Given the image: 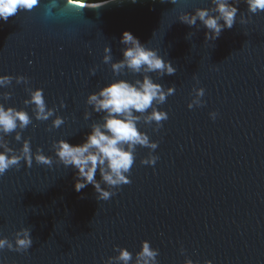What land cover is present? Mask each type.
Wrapping results in <instances>:
<instances>
[{"label":"water","instance_id":"1","mask_svg":"<svg viewBox=\"0 0 264 264\" xmlns=\"http://www.w3.org/2000/svg\"><path fill=\"white\" fill-rule=\"evenodd\" d=\"M89 6L40 0L31 11L0 20V75L13 77L0 87V103L32 116L24 100L39 87L47 106L64 117L58 128L51 127L54 117L33 116L17 129L33 152L42 149L53 164L33 158L29 167L22 160L0 176V236L14 243L16 231L28 227L33 240L26 252L0 250V260L104 264L120 247L134 259L148 240L159 250L158 264H184L186 258L264 264V11L250 13L239 0L234 25L213 41L205 39L199 21L189 27L178 20L183 11L211 7V0H103ZM125 30L173 63L175 74L149 75L165 88L174 85L175 92L157 106L168 114L161 127L138 122L158 144L151 150L155 164H142L150 149L137 146L130 183L105 201L91 184L75 191L74 169L57 161L52 144L62 138L79 144L102 119L86 103L91 92L113 79H142L127 69L114 75L103 63L105 45L113 61L122 58ZM18 75L28 84L17 83ZM194 87L204 88L203 103L189 109ZM4 140L17 150L22 144L14 132Z\"/></svg>","mask_w":264,"mask_h":264},{"label":"clouds","instance_id":"2","mask_svg":"<svg viewBox=\"0 0 264 264\" xmlns=\"http://www.w3.org/2000/svg\"><path fill=\"white\" fill-rule=\"evenodd\" d=\"M77 7L83 9L90 7L95 0H74ZM135 2V0H133ZM177 0H172L175 4ZM40 3V0H0V20L7 21L9 16L15 15L20 10L31 11ZM239 0H211V7H197L193 12L183 11L179 14L178 20L189 27L197 26V22L204 26L205 39L215 40L225 28H232L239 11L237 5ZM248 11L257 13L264 11V0H245ZM100 4L98 7L102 6ZM97 8V7H91ZM240 22L247 23L241 15ZM120 43L122 58L113 61L111 47L105 45L102 57L104 64H110L114 75H119L127 69L129 72L142 75L134 81L119 78L113 79L100 87L98 91L91 92L87 96L86 103L92 106L96 113H103L100 121L90 125V131L84 140L79 144H72L67 139L53 141L52 147L55 151L57 161L64 167L74 169V189L80 192L87 185L91 184L97 193L98 200H108L115 195L122 184L130 183L129 173L134 164L135 150L137 146L150 149L146 158L141 159L142 164H155L158 156L151 150L158 146L156 141L150 139L147 132L138 127L141 120L146 125L161 127V121L168 118L166 111L157 106L166 101L167 96L175 92V86L165 88L161 83L154 81L149 73L155 72L163 77L173 75L177 71L173 63L159 54L158 50L148 47L130 31H123ZM96 69H90L95 74ZM13 77L0 75V87L8 86ZM17 83L28 84L26 76H16ZM198 83V81H197ZM195 95L189 102L191 109L194 105H201V97L204 95L203 87H194ZM29 96L24 104L32 105V116L23 108L5 106L0 103V176L12 167H19L23 160L27 166H31L33 158L36 163L51 166L53 159L44 154L42 149L32 151L30 140H22L21 131L25 129L34 116L36 120L46 121L54 117L51 127L58 128L64 123V117L55 115V109L48 107L42 88H30ZM11 94L6 92L5 98ZM61 100V107H63ZM151 109V111H148ZM85 119L90 115L85 112ZM217 113L212 112L210 116L215 119ZM20 129L21 131H18ZM15 133L17 141L22 140L21 147L17 150L9 146L4 140L8 134ZM97 172L99 179L96 178ZM102 184L104 186H102ZM31 229L22 227L16 231L14 243L6 236H0V250L7 247L17 252H26L32 246ZM183 251V249H181ZM159 250L151 247L148 240L141 241V247L135 253L127 248H118L116 256L109 257L104 264H158L157 257ZM0 264H7V261L0 260ZM184 264H197L192 259L186 258ZM205 264H212L210 260Z\"/></svg>","mask_w":264,"mask_h":264},{"label":"flooded vegetation","instance_id":"3","mask_svg":"<svg viewBox=\"0 0 264 264\" xmlns=\"http://www.w3.org/2000/svg\"><path fill=\"white\" fill-rule=\"evenodd\" d=\"M97 1H103V0H95V2H97Z\"/></svg>","mask_w":264,"mask_h":264}]
</instances>
